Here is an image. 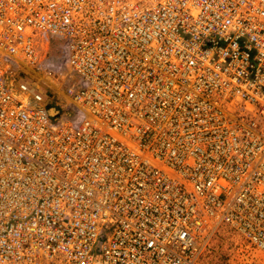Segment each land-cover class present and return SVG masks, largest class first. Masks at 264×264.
<instances>
[{
	"label": "built area",
	"instance_id": "2783aa9c",
	"mask_svg": "<svg viewBox=\"0 0 264 264\" xmlns=\"http://www.w3.org/2000/svg\"><path fill=\"white\" fill-rule=\"evenodd\" d=\"M221 233L264 254V0H0V264Z\"/></svg>",
	"mask_w": 264,
	"mask_h": 264
},
{
	"label": "rangeland",
	"instance_id": "374dc122",
	"mask_svg": "<svg viewBox=\"0 0 264 264\" xmlns=\"http://www.w3.org/2000/svg\"><path fill=\"white\" fill-rule=\"evenodd\" d=\"M205 253L207 264H264L263 253L249 248L232 233L218 235Z\"/></svg>",
	"mask_w": 264,
	"mask_h": 264
},
{
	"label": "bare ground",
	"instance_id": "6f19581e",
	"mask_svg": "<svg viewBox=\"0 0 264 264\" xmlns=\"http://www.w3.org/2000/svg\"><path fill=\"white\" fill-rule=\"evenodd\" d=\"M54 110H51V112H53Z\"/></svg>",
	"mask_w": 264,
	"mask_h": 264
}]
</instances>
